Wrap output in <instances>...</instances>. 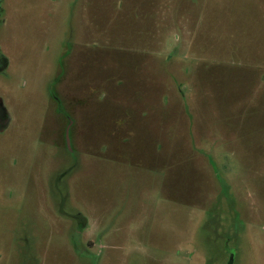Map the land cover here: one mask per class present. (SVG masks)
Listing matches in <instances>:
<instances>
[{"label":"rangeland","instance_id":"374dc122","mask_svg":"<svg viewBox=\"0 0 264 264\" xmlns=\"http://www.w3.org/2000/svg\"><path fill=\"white\" fill-rule=\"evenodd\" d=\"M1 61L0 264H264V0H0Z\"/></svg>","mask_w":264,"mask_h":264},{"label":"flooded vegetation","instance_id":"af4514ba","mask_svg":"<svg viewBox=\"0 0 264 264\" xmlns=\"http://www.w3.org/2000/svg\"><path fill=\"white\" fill-rule=\"evenodd\" d=\"M3 61V60H2ZM0 62V65L3 63V62ZM6 122V124H3V123H5ZM10 123H11V116H10V114L8 113V111H7V109H6V107L3 105V103H2V100L0 99V128H7L9 125H10ZM82 218V219H81ZM78 220V223H79V226H80V224L81 223H83V217H79V219H77ZM85 223V222H84ZM81 227H82V225H81ZM73 244H74V246L76 245V242H77V239H74L73 238ZM25 250H26V248L24 249V253H25ZM27 255V254H26ZM93 257V260H95L96 262L98 261V259H97V257H95V256H92ZM25 264H27V262H25Z\"/></svg>","mask_w":264,"mask_h":264},{"label":"water","instance_id":"95a60500","mask_svg":"<svg viewBox=\"0 0 264 264\" xmlns=\"http://www.w3.org/2000/svg\"><path fill=\"white\" fill-rule=\"evenodd\" d=\"M3 124H6V122H5V123H3ZM69 128H70V127H68V128H67V131H66V132H67V134H69ZM1 129H2V128H0V130H1ZM68 141H69V139H68Z\"/></svg>","mask_w":264,"mask_h":264}]
</instances>
